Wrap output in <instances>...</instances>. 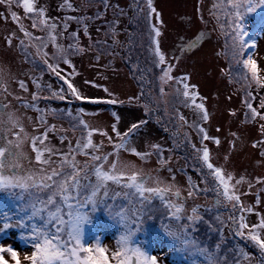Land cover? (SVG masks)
Here are the masks:
<instances>
[{
	"label": "rangeland",
	"instance_id": "1",
	"mask_svg": "<svg viewBox=\"0 0 264 264\" xmlns=\"http://www.w3.org/2000/svg\"><path fill=\"white\" fill-rule=\"evenodd\" d=\"M70 2L73 4L72 9L61 7L63 0H36V7L43 6L46 9L47 17L57 23L56 34L59 44L67 47L72 43L69 34L76 32L80 45L86 49L84 53L70 57L71 67L63 65L61 62L62 74H67L74 69L76 75L72 77L73 82L84 95L98 98L101 101L115 98L123 103L113 105L74 99L51 100L49 103L44 100L40 102L39 107L64 109L73 113L83 108L85 110L83 118L92 127L107 131L112 136V143H110L108 137L101 136L99 133L94 134V142L103 144L100 150L103 153L114 152L113 144L119 142L111 132V125L116 122L112 113L115 112L120 117L117 123L121 132L125 131L131 123L143 120L145 121L144 125L131 137L132 144L140 152H153L152 144L161 145L164 157L169 159L168 167H171L173 172L170 174L168 167L156 172L160 166L158 154L155 152L149 158L141 160L136 155L121 150L120 161L131 162L136 165L135 170L143 169L145 172H151L152 175H159L169 183L175 177V183L184 196L187 195V178L189 176L197 182L198 187L202 188L203 184L196 171L198 164L193 159L192 149L184 137V133H187L194 142H198L197 133L187 125L181 127L182 122L179 121L176 113L184 115L189 123L195 120L196 116L193 110L185 108L176 98L172 86L167 88L168 95L160 96L159 81L156 79L160 72L159 69L153 67L148 52V22L144 19L146 13H140L146 0H109L110 7L108 9H104L100 0H70ZM153 4L162 17L160 25L162 50L167 54V58L177 65L173 74H188L190 83L196 85V90L205 98L204 103L211 114L207 129L210 135L221 140L219 145L211 141L207 142L214 163L225 167L236 178L241 176L245 178L246 182L240 186L241 192L246 193L242 197L243 202L254 205L257 211L264 214V191H261L264 189V184L256 182L257 178H264V155H261L264 152V133L260 128L264 121L259 117L253 121L244 104L246 93L251 91L250 102L261 113H264V108H260V101L264 99V87H257L255 83H252L249 88L247 81L237 79V75L246 70L242 65H238L237 58L232 56L231 36L224 34L232 31L227 27L228 16L225 15L226 11L229 14L232 12L227 0H153ZM11 12L17 13L20 18L19 24H22L34 36H46L47 30L32 27V19L25 16L19 0H13L12 3L5 0V3H0V13L3 14L0 16V70H2L4 86L7 89L5 91L4 88H0V96L6 95L9 112L19 119L29 136L38 135L44 131L43 126L36 119L38 113L31 108L23 107L25 102L31 101V93L36 91L35 86L31 83V77H38L43 73V81L51 84L54 90L58 89L60 84L58 80H53L50 77V72L46 70L40 60L37 59L35 63L26 61L30 57L26 59L23 49L17 47L19 39L25 38L20 32L19 25L13 22ZM97 12H101L103 15L97 17ZM69 16L92 18L85 20L88 25L87 36L84 35L82 25L75 20H68L67 28L63 27L64 21ZM263 16L264 4H261L254 11L245 12L240 20L241 31L246 33L244 42L253 41L254 36L256 38V46L246 49V51H251L250 55L256 62L257 74L262 79H264ZM113 21H117L115 37L109 31V25ZM221 24L224 25L223 29ZM61 32H63L62 36ZM13 33L15 35L9 46L6 43V38ZM201 33L205 35L201 37ZM113 38L118 41L115 45L112 43ZM130 41L131 43H129ZM25 42L27 43V40ZM189 42H196L195 47L181 51V46ZM34 43L39 44L40 41ZM89 45L92 47L89 48ZM97 49H100L98 61L95 59L98 54ZM29 51L34 56L36 49L30 47ZM43 51L48 52L51 56L54 49L49 43ZM177 56L180 57L179 60L175 59ZM243 59H247V57H243ZM146 69H151V71H143ZM142 71L145 77L143 81L138 79ZM19 80H24L28 84V92L20 89ZM86 81L92 83H86ZM95 85H99V87ZM104 88H108L109 92H104ZM41 95H48V93L44 92ZM16 97H21V99L17 100ZM130 97H140V99L138 101L133 99L129 102ZM68 102L71 103L70 107L67 105ZM146 103L152 109L151 113L145 111ZM5 119H7L6 116ZM47 123L55 125L58 129V131L49 134L50 142L57 149L67 152L69 142L75 145L76 139L80 135V129H76L74 132L71 127L72 121L69 118L49 115ZM60 129L65 131H59ZM14 131H19V129ZM61 135L66 136L68 140H61L59 138ZM7 138L15 139L11 134ZM21 150L34 161L29 140H25L21 145ZM52 159L58 161L59 155H54ZM69 159H71V155H69ZM76 159L80 161L82 167L89 158L76 155ZM116 159L115 155L110 156L108 165ZM35 167L38 168L39 165H35ZM52 167H56V164L53 163ZM133 170L132 168L127 169L129 173ZM94 179L92 177L93 182ZM248 180L253 182L251 189L248 188ZM149 186H152L151 181H149ZM109 188L112 193L124 191L119 186L112 184H109ZM33 192H39V189H33ZM47 195V191L41 193L44 199L47 198ZM213 195L211 192H201L195 199H188L186 202V214H190L193 206H201L200 212L209 223L200 222L196 226L194 235L200 239L202 244L206 243L210 247H214L220 236L218 232L209 230V224L219 228L220 225L214 217L221 214L227 218L230 211L228 208L212 207ZM257 197L262 201L261 204H255ZM27 199L26 195L22 197L21 190H0V221L10 217L23 219L27 216L30 209L23 207ZM122 199V197L117 199V207L112 209V214L118 211ZM112 203L113 201L108 199L105 205L97 203L93 207L88 204L81 209L88 216V222L81 226V242L84 245L99 242L106 247L109 264H115L111 259V253L116 247L115 239L124 230L118 219L110 218L105 211L104 206ZM156 206L159 208L158 201ZM205 208L211 210L205 211ZM162 215H164L163 223H169L166 214L161 211H157L152 218L145 217L140 229L132 237V243L140 244L148 252L161 257L162 264H191L193 259H199V257L170 250L175 245L160 227ZM249 218L251 222L257 221L255 214H250ZM37 222H39L38 219ZM25 223L27 224L29 221H25ZM171 225L173 228L178 227L176 221H171ZM96 227L97 229H95ZM26 230L28 229L25 227L14 226L0 231V244L10 246L18 252L19 264H30L24 259V256L30 255L35 243L26 234ZM224 236L225 242L221 255L227 248L234 247L236 244L244 247L254 258L259 255L257 249L249 242L229 233L227 226L224 227ZM5 259L9 264H17L11 256L5 255Z\"/></svg>",
	"mask_w": 264,
	"mask_h": 264
},
{
	"label": "snow or ice",
	"instance_id": "2",
	"mask_svg": "<svg viewBox=\"0 0 264 264\" xmlns=\"http://www.w3.org/2000/svg\"><path fill=\"white\" fill-rule=\"evenodd\" d=\"M12 3L13 0H7ZM104 9L110 7L109 0H100ZM5 3V0H0ZM25 16L32 19V27L47 30L46 36H34L32 32L27 31L22 24H19L20 18L17 13L11 12L13 22L17 23L20 32L23 33L25 39H19L17 47L22 48L25 57L31 58V62L35 63L40 60L46 70L52 73L62 82L58 89H53L52 85L43 81V73L38 77H31V83L35 86L36 91L31 93V101L25 102L23 107L35 110L38 115L36 119L43 126L44 131L38 135L29 136L25 131L23 124L11 112L0 111V190H21L22 197H28L24 208L30 209V212L23 219L14 217L0 221V231L5 228L19 226L28 229L27 235L31 237L35 243L30 255H25L24 259L30 264H109V257L106 255L108 249L99 242L90 245H84L81 242V228L79 223L84 218V212L81 211L86 205L91 204L93 207L97 203L105 205L108 199L113 201L112 204L106 205L105 211L112 213V209L117 207L116 201L122 197L121 206L115 212L119 223L124 230L115 239V250L111 253V259L115 264H162L161 257L148 252L142 245L133 244L132 237L140 229L145 217L152 218L157 211L166 214L169 223H163L164 215L161 216L162 223L160 225L163 232L173 241L175 247L170 249L180 253H186L188 256L199 257L193 259L191 264H264V214L257 211L254 205L245 204L242 197L246 193L241 192L240 186L244 184L245 178H236L232 172L225 167L214 163L213 156L208 147L207 142H214L216 145L221 143L220 138L210 135L207 124L210 123V112L207 110L204 99L196 90L197 86L190 83L188 74L174 75L175 65L167 58V54L162 50L160 37L162 35L161 13L156 9L153 0H146L145 6L140 9V13L144 15V19L148 22L147 39L149 41L148 52L151 56V63L154 68L159 69L160 75L156 77L159 81V93L161 97L168 95L167 88L172 86L174 94L185 108L193 110L196 119L189 123L186 117L179 112L176 113L179 121L182 122L181 127L187 125L192 128L198 136V142H194L192 138L184 133L185 141L192 149L193 159L197 162L196 171L199 173V180L203 187H198L197 182L191 176L188 180L187 195L181 193V189L175 183V177L171 183L167 182L159 175H152L151 172H145L143 169L135 170L136 165L131 162H121L119 153L121 150L136 155L141 160H145L153 155L158 154L159 168L168 167L169 159L163 155V148L159 144H152L153 152H140L132 144L131 137L144 125L145 121L131 123L123 132L118 129V121L120 117L114 112L116 122L111 125V132L118 138L117 143L113 144L114 152L103 153L100 150L103 147L102 142L97 144L93 140L95 133L106 136L112 143V136L107 131L92 127L84 118L85 110L80 108L75 113L69 110L56 109L52 107L40 108V100H59L65 101L74 99L77 101H88L91 103H123L115 98L101 101L98 98H90L84 95L73 82L72 77L76 75L73 71L62 74L61 62L65 66H72L71 56L80 55L86 51L80 45L76 32H71L69 38L72 43L67 47L57 42V23L47 17L46 9L41 6L36 7V0H19ZM228 6L232 10L231 14L227 11L228 16L227 27L232 29L231 32H225L226 36H231L240 41L239 50L232 45V56L237 58L238 65H242L246 71L237 75V79H243L248 82L249 88L252 83L257 87H264V79L257 74L256 62L252 59L250 52L246 49L256 46V41L244 42L246 33L242 32V24L240 20L245 12H252L264 0H227ZM61 7L68 9L73 8L70 0H63ZM3 14L0 13V16ZM103 15L97 12L96 16ZM39 17V20H37ZM91 17L69 16L64 21L63 27L67 28L68 20H75L82 25L84 35H88V25L85 20ZM219 19V18H217ZM113 21L109 25V31L115 37L117 35L115 24ZM221 28L224 25L221 24ZM15 35L6 38V43L10 46L12 38ZM63 35V32L60 33ZM205 34L201 33V37ZM27 40V43L25 42ZM40 41L39 44L34 43ZM49 43L52 45L54 52L50 56L48 52L43 51ZM97 44L99 42H96ZM113 45L118 41L113 38ZM131 43V41L129 42ZM196 42H189L181 46V51L194 48ZM35 48L36 52L29 51V48ZM92 45H89L91 48ZM100 49L95 59H100ZM247 57V59H243ZM179 60L180 57H175ZM52 61V62H50ZM143 71H151L146 69ZM138 77L145 80L143 75ZM250 76V80H249ZM19 87L25 92L29 91L28 84L24 80H19ZM86 83H92L86 81ZM66 86V87H65ZM99 87V85H95ZM0 88L4 86V77L0 70ZM109 92L108 88L103 89ZM47 92L48 95L42 96L41 93ZM252 98L251 91L245 95L244 104L250 112L253 121L259 117L264 121V113H261L250 102ZM20 100L21 97H16ZM133 99L137 101L140 97H130L129 102ZM9 107L3 102L0 96V109ZM145 111L151 113L152 109L146 103ZM260 108H264V99L260 101ZM69 118L72 121L71 127L75 132L80 129V135L76 139L75 145L71 142L68 144V151L61 152L51 142L49 134L58 131L55 125H48L47 116ZM5 116L7 119H5ZM31 120V117H29ZM262 133H264V124L260 125ZM19 129V131H14ZM39 131V130H37ZM59 131H65L60 129ZM23 133V136H21ZM13 135L15 139H8V135ZM235 135V134H234ZM60 139H65L61 136ZM29 140L31 150L34 154V161L29 155L21 150V145ZM179 146V144H177ZM255 146V145H254ZM59 155L58 161H53L52 157ZM71 155V159H69ZM76 155L88 157L83 166L76 159ZM115 155L117 159L108 165L110 156ZM264 155V152L261 153ZM227 159V157H225ZM22 160H27L29 168L25 170ZM55 163L56 167H52ZM39 165V167H35ZM134 169L130 173L127 169ZM171 174L173 169L168 167ZM94 177V182L92 181ZM87 181V182H85ZM149 181L152 186H149ZM257 183L264 184V178H257ZM109 184L119 186L124 189L123 192L112 193ZM248 188L251 189L253 182L247 181ZM33 189H39L34 193ZM48 192L47 198L44 199L41 193ZM264 191V189H261ZM213 193L212 207L228 208L229 215L225 218L221 214H217L214 219L220 225L219 228L209 224L211 232L219 233V240L214 247L200 241L194 235L196 226L200 222L208 224L204 216L200 212V205L193 206L190 214H186V202L188 199H195L199 193ZM159 202V208L156 202ZM262 201L257 197L255 204H261ZM211 210L205 208V211ZM250 214H255L256 222H251ZM7 215V214H6ZM35 218V219H34ZM37 219L39 222H37ZM29 221V223H25ZM171 221H176L178 227L173 228ZM227 226L229 233L236 237L249 242L257 249L259 255L253 257L252 254L244 247L236 244L234 247L227 248L224 254L221 251L225 242L224 227ZM5 255L11 256L13 260H17L18 252L10 246L0 244V264H7Z\"/></svg>",
	"mask_w": 264,
	"mask_h": 264
},
{
	"label": "flooded vegetation",
	"instance_id": "3",
	"mask_svg": "<svg viewBox=\"0 0 264 264\" xmlns=\"http://www.w3.org/2000/svg\"><path fill=\"white\" fill-rule=\"evenodd\" d=\"M23 56V55H22ZM24 59V58H23ZM26 61H31V58H29V59H27ZM50 75V77L53 79V80H58V78L56 77V76H54L52 73H50L49 74ZM36 77V76H35ZM51 80V79H50ZM58 82H59V84H60V86H61V84H62V82L61 81H59L58 80ZM2 97H3V102L5 103V104H7V98H6V95H2ZM44 100L42 99V100H40V102H43ZM50 101L51 100H45V102H49L50 103ZM40 102H39V104H40ZM70 102V101H69ZM67 103V105H68V107H70L71 106V103ZM8 105V104H7ZM4 112H9V108L7 107V108H4V110H3ZM61 136H63V135H61ZM61 136H59V138L61 137ZM65 137V139H63V140H68L67 139V137L66 136H64ZM70 139V138H69ZM62 140V139H61ZM71 141V140H70ZM66 151H68V147H67V149H66ZM58 159V158H57ZM21 163H23V165H24V168H25V170H27L28 168H29V163H28V161L27 160H22L21 161Z\"/></svg>",
	"mask_w": 264,
	"mask_h": 264
},
{
	"label": "clouds",
	"instance_id": "4",
	"mask_svg": "<svg viewBox=\"0 0 264 264\" xmlns=\"http://www.w3.org/2000/svg\"><path fill=\"white\" fill-rule=\"evenodd\" d=\"M233 44L235 45V47L237 48V50L240 49L241 44H240V41H239L238 39H234V40H233ZM106 212H107V211H106ZM107 214H108L109 217L112 218V219H118V218H117L114 214H112V213L107 212ZM86 222H88V216H87V214L85 213V214H84V218H83L82 221L79 223V227L81 228V226H82L83 224H85Z\"/></svg>",
	"mask_w": 264,
	"mask_h": 264
},
{
	"label": "trees",
	"instance_id": "5",
	"mask_svg": "<svg viewBox=\"0 0 264 264\" xmlns=\"http://www.w3.org/2000/svg\"><path fill=\"white\" fill-rule=\"evenodd\" d=\"M262 19H263V23H264V16H263ZM254 37H255V36H254ZM254 37H253V41H255V39H256V38H254ZM95 229H97V227H96ZM24 231H25V230H24ZM26 231H28V230H26ZM5 260H6L7 264H9V263H8V260H7V259H5Z\"/></svg>",
	"mask_w": 264,
	"mask_h": 264
},
{
	"label": "water",
	"instance_id": "6",
	"mask_svg": "<svg viewBox=\"0 0 264 264\" xmlns=\"http://www.w3.org/2000/svg\"><path fill=\"white\" fill-rule=\"evenodd\" d=\"M4 109H0V111H3Z\"/></svg>",
	"mask_w": 264,
	"mask_h": 264
}]
</instances>
